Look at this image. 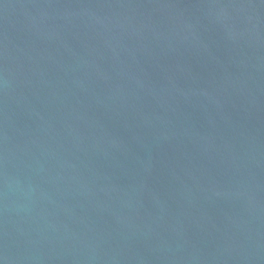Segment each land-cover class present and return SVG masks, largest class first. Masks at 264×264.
Masks as SVG:
<instances>
[{"label":"water","instance_id":"1","mask_svg":"<svg viewBox=\"0 0 264 264\" xmlns=\"http://www.w3.org/2000/svg\"><path fill=\"white\" fill-rule=\"evenodd\" d=\"M0 264H264V0H0Z\"/></svg>","mask_w":264,"mask_h":264}]
</instances>
